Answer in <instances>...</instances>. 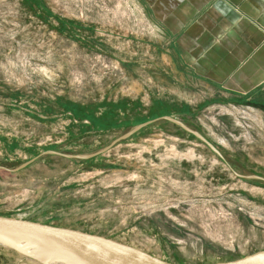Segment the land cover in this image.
Masks as SVG:
<instances>
[{
  "label": "rangeland",
  "instance_id": "1",
  "mask_svg": "<svg viewBox=\"0 0 264 264\" xmlns=\"http://www.w3.org/2000/svg\"><path fill=\"white\" fill-rule=\"evenodd\" d=\"M168 42L142 0H0V217L172 264L264 251V92L184 86Z\"/></svg>",
  "mask_w": 264,
  "mask_h": 264
},
{
  "label": "crops",
  "instance_id": "2",
  "mask_svg": "<svg viewBox=\"0 0 264 264\" xmlns=\"http://www.w3.org/2000/svg\"><path fill=\"white\" fill-rule=\"evenodd\" d=\"M142 4L161 36L169 40L161 49L173 56L184 86L196 84L224 100L231 94L254 100L264 92V0H142Z\"/></svg>",
  "mask_w": 264,
  "mask_h": 264
},
{
  "label": "water",
  "instance_id": "3",
  "mask_svg": "<svg viewBox=\"0 0 264 264\" xmlns=\"http://www.w3.org/2000/svg\"><path fill=\"white\" fill-rule=\"evenodd\" d=\"M196 137L218 156L207 142ZM0 246L39 264H49L48 256L64 261V264H172L104 237L7 217H0ZM215 264H264V251Z\"/></svg>",
  "mask_w": 264,
  "mask_h": 264
},
{
  "label": "bare ground",
  "instance_id": "4",
  "mask_svg": "<svg viewBox=\"0 0 264 264\" xmlns=\"http://www.w3.org/2000/svg\"><path fill=\"white\" fill-rule=\"evenodd\" d=\"M27 260L31 264H39V263H36L33 260L29 259V258H27ZM47 260L49 261V264H64V261L57 260L56 258L51 257V256H48Z\"/></svg>",
  "mask_w": 264,
  "mask_h": 264
}]
</instances>
